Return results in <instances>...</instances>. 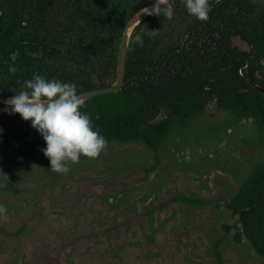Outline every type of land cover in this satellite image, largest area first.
Segmentation results:
<instances>
[{"label":"trees","instance_id":"trees-1","mask_svg":"<svg viewBox=\"0 0 264 264\" xmlns=\"http://www.w3.org/2000/svg\"><path fill=\"white\" fill-rule=\"evenodd\" d=\"M155 1L0 0V94L14 96L26 90L25 81L34 75L72 83L77 94L109 87L125 24ZM173 3L172 20L151 15L132 30L122 88L82 102L80 111L91 117L94 130L108 143L140 144L151 153L153 164L144 168L145 173L155 169L165 146L171 159L177 155L179 129L199 119L207 124L201 115L209 104L226 116L213 124L215 132L222 126L218 141H229L235 133L230 137L226 131H238L241 122L250 121L259 133L262 158L254 160L246 174H239V185L223 205L235 223H223L221 228L226 234L233 230L232 242L247 243L264 264V63L260 64L264 3L211 0L207 22L191 17L182 0ZM136 34L141 35L142 46L132 43ZM238 36L248 46L247 53L231 47V38ZM13 52L19 53L15 62ZM9 65L17 72L10 73ZM10 111L0 104V188L17 194L18 178L25 169L35 166L48 176L54 172L42 151L43 137L30 121ZM170 175L167 169L166 176ZM168 202L146 207L147 241H153L160 227L154 226V213L180 204L190 218L211 204L193 193L173 195ZM213 205L219 208L217 202ZM133 208L127 205L128 211L134 212ZM220 241L211 242L216 264L221 259Z\"/></svg>","mask_w":264,"mask_h":264},{"label":"rangeland","instance_id":"rangeland-1","mask_svg":"<svg viewBox=\"0 0 264 264\" xmlns=\"http://www.w3.org/2000/svg\"><path fill=\"white\" fill-rule=\"evenodd\" d=\"M201 116L207 124L199 119L179 129L177 157L172 160L165 146L151 172H144L153 164L144 147L115 143L96 160L82 157L66 175L25 169L17 194L0 188V205L7 209L6 218L0 215V264H216V239L218 264H263L247 243L232 242L233 230L226 234L221 228L235 223L223 205L239 185V174L262 158L259 133L250 121L241 122L238 131H226L233 138L218 141L222 126L215 132L213 124L226 116L214 104ZM189 193L211 204L190 218L180 204L154 213V226L160 227L147 241L146 207Z\"/></svg>","mask_w":264,"mask_h":264},{"label":"clouds","instance_id":"clouds-1","mask_svg":"<svg viewBox=\"0 0 264 264\" xmlns=\"http://www.w3.org/2000/svg\"><path fill=\"white\" fill-rule=\"evenodd\" d=\"M182 2L191 17L200 22L209 20L211 0ZM216 2L219 3V0ZM162 5L165 7L162 8ZM142 14L162 15L172 20L174 3H169V0H156L151 10L144 8L137 16ZM132 43L142 46L141 35L136 34ZM18 55V52H13L11 60L15 62ZM9 72L16 73L17 68L9 65ZM25 89L6 102L11 110L9 114H19L24 121H30L31 127L43 137L46 148L42 151L50 161L52 172L66 175L70 171V165L79 163L82 157L96 160L106 151L107 139L98 130H94L91 117L80 111L83 106L82 99L77 95L74 84L56 79L49 81L40 75H34L32 79L25 81ZM3 176L8 179L6 175ZM6 213V207L0 205V215L6 218Z\"/></svg>","mask_w":264,"mask_h":264},{"label":"water","instance_id":"water-1","mask_svg":"<svg viewBox=\"0 0 264 264\" xmlns=\"http://www.w3.org/2000/svg\"><path fill=\"white\" fill-rule=\"evenodd\" d=\"M175 0H169V3H173ZM220 1V0H219ZM156 2V1H155ZM154 3L144 7V8H148L149 10H151L154 6ZM162 8L165 7L164 5L161 6ZM142 8V9H144ZM140 9L139 11H137L125 24L122 35H121V40L119 43V47H118V52H117V61H116V70H115V78L113 83L106 88H101V89H93V90H89L86 92H82L80 94H77L78 96H80V98L82 99V102L89 100L91 98H94L98 95H104V94H109V93H114L119 91L122 86H123V79H124V66H125V60H126V52H127V44H128V39L129 36L132 32V30L141 22L143 21L145 18L151 16V15H147V14H142L140 16H137L138 12H141ZM240 38H236V42L240 43ZM242 43V42H241ZM246 44V43H245ZM12 96H8V95H3L0 94V104L2 105H7L6 102L11 98Z\"/></svg>","mask_w":264,"mask_h":264},{"label":"flooded vegetation","instance_id":"flooded-vegetation-1","mask_svg":"<svg viewBox=\"0 0 264 264\" xmlns=\"http://www.w3.org/2000/svg\"><path fill=\"white\" fill-rule=\"evenodd\" d=\"M239 37V36H238ZM238 37H235V38H231V47L232 48H236V49H238L240 52H243V53H247V50H248V46L245 44V41L244 40H242L240 37V43H238V42H236L235 40H236V38H238ZM242 42V43H241ZM264 63V61L263 60H260V64L262 65ZM247 67V65L245 64V66H244V68H246ZM254 76H255V78H256V80H258V81H261V77H260V75L259 74H257V72H254ZM253 86H255V87H257V85H253ZM208 106V105H207ZM206 106V107H207ZM205 107V108H206ZM205 110V109H204Z\"/></svg>","mask_w":264,"mask_h":264}]
</instances>
